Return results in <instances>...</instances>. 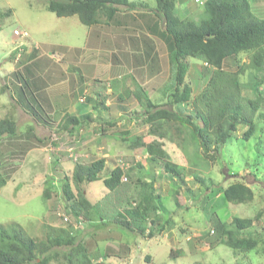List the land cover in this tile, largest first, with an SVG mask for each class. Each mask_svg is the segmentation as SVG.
<instances>
[{"label": "rangeland", "instance_id": "1", "mask_svg": "<svg viewBox=\"0 0 264 264\" xmlns=\"http://www.w3.org/2000/svg\"><path fill=\"white\" fill-rule=\"evenodd\" d=\"M186 1L189 5L192 3L197 5L195 0ZM253 2L252 7L259 8L255 15L264 16L262 15L264 0ZM47 3L48 0H0V12L5 13L0 21V119L9 118L16 123V130L12 136L0 138V179L4 182L0 188V229L18 224L36 241L48 240L54 235V230L69 233L74 231V235L80 231L74 244H82L91 264H264L262 243L259 244L258 251L236 254L228 247L218 245L219 239L224 238L218 229L220 224L231 226L232 217L254 219L264 208V72H258L256 79L252 80L254 72L245 67L248 79L240 80L241 96L259 104V109L255 111L253 117V123L257 127L249 140L242 138L246 128L238 125L236 132L217 154L209 153L206 156L197 146L188 124L164 121L159 129L160 133L149 135V143L157 142V150L163 152V158L151 162L147 159V141L145 144L132 145L128 141L125 142L123 135L124 132L139 138L148 135L149 125L145 124L143 116L140 115L142 109L129 94L131 91L133 93L138 91L141 88L140 84L148 88L153 87L148 89L150 95L160 89L150 99L153 103L167 108L163 105L165 102L163 97L169 94L171 71L167 44L157 37L154 40H159L160 43L155 50L152 49V44L148 49L144 44L140 48H129L132 51L129 54L110 52L109 61L113 63L114 68L119 66L121 70V66L126 67L124 73L127 75L121 82L124 90H128L123 96L126 98L125 101L119 103L112 100V95L105 94L102 85H97L98 97L88 102L94 106L96 125L93 126L92 119L86 128H82V131L86 129L84 132L71 131L70 135H66L63 130L56 128V122L61 118L60 114L46 116L40 108L41 110L37 109L36 112L38 115L30 117L31 113H35V110L31 109L35 108V104L33 103L31 107L27 104L26 93L21 98L14 94L17 101L12 98L10 90L12 82L16 79L21 81L19 75L22 76L23 73V70L18 68L17 75L12 69L16 65L14 63L16 55L19 54L17 64L27 60L25 59L27 47L31 50L30 56H34L29 61H34L39 56L42 62L54 63L59 61L60 53L66 49L64 47H81L90 41L91 45L100 46V59H94L101 60L107 56L105 48L109 47V44L106 41H110V38L105 35L101 38L89 37V29L79 22L77 16L56 17L45 9ZM153 6L155 0L147 1L148 8ZM139 8L142 9L136 7ZM197 8L194 14L186 13L181 7L177 9L180 16L198 23L207 14L204 7ZM22 32H26L28 37L19 38ZM20 43L23 45L22 48ZM86 57H89V54ZM248 61L247 56H242L240 66H248ZM188 63L190 69L185 82L191 87L192 97L190 102L181 108L185 115L192 116L194 109L201 107L198 105L202 104L199 96L206 87L212 67L193 59H189ZM231 64L225 65L223 70L237 71L235 65ZM152 65L155 66V72L149 73ZM157 65L160 66L159 69ZM33 68L34 71L43 74V81H53L56 78L54 67L37 70L35 63ZM89 69L81 70L90 76L93 69ZM69 74L75 77V73ZM104 83L106 82L102 84ZM108 84L114 91L116 90L115 83ZM256 84L260 94L253 89ZM24 85L30 90L31 86ZM55 88L57 90L50 87L40 94L55 98L50 92H57V95L61 96L69 90L66 83ZM258 96L261 99H258ZM159 97H162V100H158ZM68 99H55L54 102L44 105L43 109H47V105L50 104L54 105L53 108L59 109L62 105L68 104ZM84 102L79 101V106L83 107ZM121 103L124 104L123 107L119 106ZM24 110L27 114H24ZM26 130L31 135L29 140L31 146L28 144L25 148L16 149L19 143L15 142L25 140L22 137ZM79 135L85 137L83 148H74L77 146L73 140ZM70 147H73L76 162L73 157H69ZM35 154H42V160L36 159ZM97 159H104L106 162L103 172L100 173L101 179L80 186L85 197L94 206L93 217L91 221L88 220L86 226L85 223H78L65 213L66 203L61 190L64 179L70 178L74 164L88 165ZM166 162L175 164L181 176L166 174L164 168ZM137 163L143 166L141 177L145 183L155 180L154 194L158 196L154 198L153 205L159 210L151 211L147 223H141L142 227L147 229L144 235L133 233V230L128 231L114 223L117 216L120 218L119 214L128 218L126 211L123 210L130 211L143 196L142 187L135 182L137 175L135 172H140L134 169ZM118 166L125 171L132 167L135 171H131L134 175H131L123 183L125 186L114 194L104 187L101 180ZM40 176L42 177L39 178ZM49 180L55 183L53 191L47 185L44 186ZM237 182H242L251 189L254 197L250 202L234 205L227 202L222 193L219 195L214 193L217 188L223 189ZM70 184L75 194L71 179ZM177 188L179 194L176 200L180 207L176 208L174 192ZM43 189L51 193L49 200L43 198ZM155 219L161 225L169 220L160 234L151 228L150 221ZM99 221H103L104 226H97ZM137 224L140 227V224ZM94 228L99 229L95 232ZM133 229H137V226H133ZM149 231H153L151 237L147 236ZM87 234L93 235L87 237ZM241 234L264 237V212L258 221L253 222L252 227ZM68 250V247L51 249L49 253L57 254V258L49 264H69L66 257L71 259L72 264H77L76 259L79 257L70 256Z\"/></svg>", "mask_w": 264, "mask_h": 264}, {"label": "trees", "instance_id": "2", "mask_svg": "<svg viewBox=\"0 0 264 264\" xmlns=\"http://www.w3.org/2000/svg\"><path fill=\"white\" fill-rule=\"evenodd\" d=\"M252 2L253 0H204L199 6L204 7L207 16L200 19L198 23H193L186 17L180 16L176 0H155L154 12L162 24V40L167 44V57L171 71L169 94L167 97L165 96L166 98L163 97L165 100L163 105L167 108L161 104L153 103L141 88L135 93H129L140 105L142 109L140 115L143 116L145 124L149 125V132L143 138L135 137L129 132H124L123 135L125 142L128 141L132 145L135 143L145 144L147 141V159L149 161L155 162L163 158V152L157 150V142L149 143V135L160 133L159 129L164 121L188 124L197 146L206 156L209 153L217 154L236 132L238 125L246 128L242 136L244 140H249L254 134L257 126L253 123V117L255 111L259 109V104L252 99H245L240 94V80L248 79L245 67L254 72L252 80L256 79L258 72H264V16L255 15V6L252 7ZM117 3L116 0H70L69 4H61L55 0H48L45 9L59 18L77 16L82 25L92 26L100 22L101 16L110 18L116 12L113 5ZM197 10L190 14H194ZM4 15V12H0V21ZM242 56L248 57V66H240ZM189 59L212 67L206 87L199 96L202 104L198 105L201 107H196L192 116L185 115L181 108L182 105L188 104L192 97L191 87L185 82L190 69ZM230 63L235 65L237 71L225 72L223 70V67ZM253 89L255 92L261 93L258 91L257 84ZM258 99H261L260 96ZM37 111L31 113V117L38 115ZM194 119L195 121H193ZM64 121L67 123L66 127H72L74 124H78L79 119L64 116ZM62 128L65 129L63 126ZM15 130L14 120L0 119V138L12 136ZM104 167V159L94 160L88 165L74 164L70 178L63 181L61 191L66 203L65 213L72 216L78 223L86 224L88 220L91 221L94 208L80 186L100 180V173L103 172ZM164 168L166 174L181 176L179 168L175 164L166 162ZM134 169L140 170V172H135L137 173L135 182L142 187L143 196L134 208H130V211L123 210L126 211L128 218L121 217L119 214L120 218L117 216L114 223L128 231L133 230V233L138 232V234L144 235L147 229L142 227L141 223H147L151 211L159 210L153 205L154 198L158 196L154 194L155 180L145 183L141 177L143 166L137 163ZM134 169L130 167L125 171L119 166L115 167L101 181L105 188L116 194L120 188L125 186L123 183L131 175H134ZM3 184V180L0 179V188ZM45 185L50 190L54 189L51 180L46 181ZM214 193H218V195L222 193L225 200L234 205L250 202L254 197L251 189L242 182L230 184L223 189L217 188ZM174 194L176 195L174 202L177 208L180 207L176 200L179 194L178 188ZM42 196L48 200L50 192L44 189ZM263 212L264 208L256 214L254 219L232 217L229 227L220 224L218 229L225 239L221 237L218 245L228 247L234 254L258 251L260 243L264 246V237L252 234L243 235L241 232L252 227L253 222L258 221ZM155 220L150 221L151 228L160 234L165 225H168L169 220L165 221L164 225ZM137 223L140 224V227ZM98 225L104 226L103 221H99ZM133 226H137V229H133ZM155 227L156 229H154ZM98 229L94 228L93 230L96 232ZM79 234L80 231L76 235L79 236ZM88 234L87 237L93 235L88 236ZM76 235H74V231L69 233L64 230H54V235L50 236L48 240L36 241L27 235L20 225H8L0 229V264H49L50 261L57 258V254L49 253L54 247H68L70 256L79 257L76 259L77 264H91L82 244H74ZM152 235L153 231H149L147 236L151 237ZM66 259L69 264H72L70 258L66 257Z\"/></svg>", "mask_w": 264, "mask_h": 264}, {"label": "crops", "instance_id": "3", "mask_svg": "<svg viewBox=\"0 0 264 264\" xmlns=\"http://www.w3.org/2000/svg\"><path fill=\"white\" fill-rule=\"evenodd\" d=\"M116 1L118 3L113 5V7L116 9V12H114V14L110 18L107 19L106 16L103 17V19H100V22L98 24L86 26L89 29V37L92 36L95 38H101L103 37V35H105L106 37L110 38V41H106L109 44V47L105 48L107 53V56L105 58L96 60L100 59L101 55L99 54V52H101V49H99L100 46L91 45L90 41H87L81 47H64L66 49L62 51V53H60V57L58 58L59 61L54 63L42 62L40 61L41 57L39 56L35 58L36 60L29 61L34 58V56H30L31 50H29V48L27 47H25V59L27 58V60L17 64L19 55H16V59L14 61L16 65L12 69L16 71L17 75H19L17 71L18 68H20L21 71L23 70V73L21 72L22 76L19 75L22 78L21 81L16 79V81L12 82L13 84L10 88L12 98L17 101V97L15 96L16 94L21 98L22 95L25 96L26 93L27 98L24 99L27 101V104L30 105V107L33 105V103L35 104V108L31 107L32 110H41L40 108H42L41 111L45 113L46 116H56L60 114L59 116H61V118L56 122V128L59 129L60 127V129H62L66 135H70L71 131L80 133L83 130L82 128H86V126L89 124L88 122L92 121V119H94L93 126L96 125L97 121L95 120V109L92 104L88 102H92L96 99V97H98L99 92L98 89H96L97 85H102L105 90V94L112 95V100H117L118 102H120L119 100H122L123 102L125 101L126 98L123 99V96L127 94L128 90H124V86L121 82L127 75L124 73L126 67L121 66V70L119 66L118 68H114L113 63L109 61L110 52L129 54L130 52H132L129 48H140L144 44L147 49L152 44V49L155 50V47L160 42L159 40H154V38L159 37L160 41L164 42L163 40H161V32L163 31L162 24L155 15V6L151 8L147 7V1L149 0ZM199 5L200 4L198 3L197 5L196 3H192L189 5L186 0H176V7H181L186 13L194 12L196 9H198L197 6L200 7ZM135 6H139L142 9H136ZM258 10L259 8L255 7V12H258ZM262 15H264V12L262 13ZM104 31H107L109 34L103 33ZM21 48H19V51H21ZM87 54H89V57H86ZM35 63L37 70H41L43 68L44 70L45 68L48 70L49 67H54L56 69V78L53 81H43V74L34 71L33 67ZM159 67L160 66L157 65L158 69ZM88 68H90L89 70L93 69V74L90 76L81 70ZM69 72L75 73V77L72 76V74H69ZM152 72H155L154 65L151 66L149 73ZM103 82L106 83L102 84ZM108 82L115 83V87L117 86L115 91L111 88V85L108 84ZM65 83L69 87V90L62 94L65 97H63L62 95L58 96L57 92L50 91L49 92L52 93V96L54 95L55 98L42 96L40 94L41 92L48 90V88L50 87L56 89L55 86L64 85ZM24 84L31 86L30 90H28L27 86H25ZM106 84H108L109 86ZM140 87L145 91L149 99L151 96L153 98V96L160 90L155 89L156 91H154V93L150 95L148 93V89H152V86L151 88H148L147 86H142V84H140ZM21 89H23L24 91H22ZM59 98H69L68 104L66 106L62 105V107L59 109L53 108L54 105L50 104L47 105V109H43L44 105H46L47 103H52L55 99ZM158 100H162V97H159ZM79 101H85L87 103L84 102V105L81 104L83 105V107H81L79 106L80 104H78ZM122 104L123 103L119 104V106L123 107ZM24 114H27L25 110ZM64 116L78 118V124H74L72 127H66L67 123L64 121ZM62 126L65 127V129H63ZM27 134L28 132L26 130L25 134L22 137L23 139H25L24 141L20 140L18 142H15V144L19 143V147L15 146L16 149L25 148L28 146V144L30 143L29 140L31 139V135ZM84 138L83 136L79 135L77 139L73 140V143L77 146H74V148H83L82 143H84L83 141H85ZM55 140L59 139L55 138ZM52 141L54 140L52 139ZM42 156V154H38L35 158L41 159ZM41 177L42 176H40L39 178ZM51 183L54 187L55 183L52 181ZM44 186L46 185L44 184Z\"/></svg>", "mask_w": 264, "mask_h": 264}, {"label": "clouds", "instance_id": "4", "mask_svg": "<svg viewBox=\"0 0 264 264\" xmlns=\"http://www.w3.org/2000/svg\"><path fill=\"white\" fill-rule=\"evenodd\" d=\"M198 4H202L203 3V1L201 0V2L199 1V0H195ZM26 33V32H25ZM27 34V33H26ZM26 37H28V34L25 36V37H19V38H21V39H24V38H26ZM20 45H21V47H23V45H22V43H20ZM19 55V54H18ZM19 57V56H18ZM72 148L73 147H70V149L68 150V153H69V157H73V154H74V152L72 151ZM73 160L76 162L77 161V157L76 156H74L73 157Z\"/></svg>", "mask_w": 264, "mask_h": 264}, {"label": "water", "instance_id": "5", "mask_svg": "<svg viewBox=\"0 0 264 264\" xmlns=\"http://www.w3.org/2000/svg\"><path fill=\"white\" fill-rule=\"evenodd\" d=\"M55 1L58 3H61V4H69L70 3V0H55Z\"/></svg>", "mask_w": 264, "mask_h": 264}, {"label": "built area", "instance_id": "6", "mask_svg": "<svg viewBox=\"0 0 264 264\" xmlns=\"http://www.w3.org/2000/svg\"><path fill=\"white\" fill-rule=\"evenodd\" d=\"M27 34L25 32H22L20 36L25 37ZM124 180V178H122Z\"/></svg>", "mask_w": 264, "mask_h": 264}]
</instances>
